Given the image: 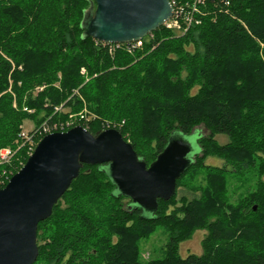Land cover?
<instances>
[{"label": "trees", "instance_id": "1", "mask_svg": "<svg viewBox=\"0 0 264 264\" xmlns=\"http://www.w3.org/2000/svg\"><path fill=\"white\" fill-rule=\"evenodd\" d=\"M175 1L180 28L162 26L130 52L85 34L92 0H0V149L17 150L0 173L30 156L17 149L25 121L31 133L85 112L71 128L118 130L148 167L174 131H208L151 216L118 191L107 164H83L38 225L34 264H264V0H203L196 12L194 0ZM249 173L255 188L233 204L228 179ZM158 228L164 256L143 262L140 243ZM198 230L202 254L182 257Z\"/></svg>", "mask_w": 264, "mask_h": 264}, {"label": "water", "instance_id": "2", "mask_svg": "<svg viewBox=\"0 0 264 264\" xmlns=\"http://www.w3.org/2000/svg\"><path fill=\"white\" fill-rule=\"evenodd\" d=\"M85 34L100 43L139 42L166 25L174 14L170 0H92ZM183 141L167 145L149 167L116 129L93 135L82 126L41 139L23 167L0 189V264H34L37 232L54 206L79 177L83 164L108 165L118 191L154 214L169 201L193 161ZM150 215V216H151Z\"/></svg>", "mask_w": 264, "mask_h": 264}, {"label": "rangeland", "instance_id": "3", "mask_svg": "<svg viewBox=\"0 0 264 264\" xmlns=\"http://www.w3.org/2000/svg\"><path fill=\"white\" fill-rule=\"evenodd\" d=\"M78 118L79 115L77 114ZM80 119V118H79ZM77 119H72L75 121ZM107 128L111 127L110 123L106 124ZM35 127V124L32 121H25L24 129L32 130ZM194 133L187 135L183 134L180 131H174L171 134L169 139V143L173 141H183L188 143L192 148L191 156L200 154V148L198 145L199 135H207L208 131L204 126H198L194 130ZM220 143H226V138H219ZM206 164L213 166H223L224 162L217 158H208L206 160ZM257 175L254 173H249L247 176V181H239L233 177L228 179V192L230 201L235 204L242 197L245 196L246 192L249 190H253L255 188V184L257 182ZM197 184H204V179L199 176L196 180ZM196 184V185H197ZM145 216H150L151 213L149 211L144 210ZM205 230H198L194 233L193 237L180 245V254L182 257H187L190 254L201 255L202 254V241L206 236ZM168 233L163 228H158L157 231L149 238H146L140 243V255L141 260L143 262H149L154 259L162 258L164 256V251L166 244L168 242Z\"/></svg>", "mask_w": 264, "mask_h": 264}, {"label": "built area", "instance_id": "4", "mask_svg": "<svg viewBox=\"0 0 264 264\" xmlns=\"http://www.w3.org/2000/svg\"><path fill=\"white\" fill-rule=\"evenodd\" d=\"M202 1L203 0H194L192 12L197 11L196 5L201 3ZM171 4L174 8V14H173L172 19L170 21H168L166 23V25H164V26L169 28V29L180 28L178 17H180L182 15L183 8L176 9L175 8V5H176L175 0L171 1ZM187 19H188V17H187ZM114 45H115V48L125 45L126 48L130 52H133L136 49L142 47V40L139 42L131 43V44H114ZM78 115H79V118L81 120L86 119V113L85 112H81ZM74 118L77 119L78 116L77 115H71L70 116L71 120ZM71 125H72V121L67 122L66 125H63L61 123L60 124H53V125L44 123L38 129L34 130L31 133L24 131L21 134V139H22L21 142L19 144H17L18 145L17 149H19L20 147L26 146L28 149V152L31 155L33 153V151L35 150L36 146L38 145L39 141L41 139H43V137H45L46 135H49L51 133L67 131V130L71 129ZM16 151L17 150H16L15 146H6V147L0 149V166H4L5 164H9L13 160V158L16 154ZM12 176H11V173L7 172L6 170H3L0 173V189L7 185V183L9 182V180Z\"/></svg>", "mask_w": 264, "mask_h": 264}]
</instances>
